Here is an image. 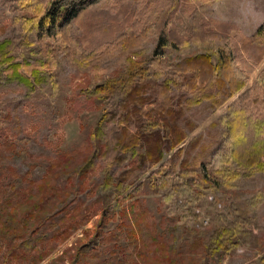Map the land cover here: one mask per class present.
<instances>
[{
  "label": "rangeland",
  "instance_id": "1",
  "mask_svg": "<svg viewBox=\"0 0 264 264\" xmlns=\"http://www.w3.org/2000/svg\"><path fill=\"white\" fill-rule=\"evenodd\" d=\"M5 1L0 43L13 41L7 56L22 64L29 82L10 76L0 57V264H264V170L228 163L220 142L227 107L253 84L264 56L246 75V86L216 109L204 97L184 103L192 93L173 67L202 52L213 64L220 53L229 58L220 24L231 22L253 36L264 23V0H179L176 9L172 0H99L88 7L98 13L83 14L63 36L51 37L16 28ZM125 4L132 11H124ZM163 13L166 39L174 28L189 42L159 44ZM198 20L218 35L191 36ZM130 32L140 39H126ZM157 59L169 69L157 68ZM142 80L153 83L146 92L136 89ZM161 82L170 85L174 104L181 99L180 124L188 133L175 167L178 180L158 186L147 172L124 190L117 176L139 163L146 142L110 167L103 145L112 126L137 128L151 141L157 130L166 138L162 126L131 109L141 106L139 94L157 91ZM183 159L187 165L180 167ZM113 192L117 198L107 207ZM235 222L243 228L238 245L226 259L212 256L206 250L211 233Z\"/></svg>",
  "mask_w": 264,
  "mask_h": 264
},
{
  "label": "trees",
  "instance_id": "2",
  "mask_svg": "<svg viewBox=\"0 0 264 264\" xmlns=\"http://www.w3.org/2000/svg\"><path fill=\"white\" fill-rule=\"evenodd\" d=\"M99 0H6L7 7L14 11L13 23L16 28L28 30L34 28L38 33H45L46 36H63V30L71 21L77 20L82 22L83 14L97 11L88 10L89 5ZM179 0H172L170 6L176 9ZM124 11H132L129 5H122ZM131 13L128 14V17ZM116 19H120L116 16ZM159 44H166L167 40L172 43L189 42L190 38L179 36L176 29H171L167 33V39L163 29L166 25V15L163 13L159 18ZM92 28V25L90 29ZM103 36L108 34V29L104 25H100ZM194 32L191 36L197 38H207L216 33L212 30H206L204 22L198 20L195 23ZM224 39L228 40L229 54L224 60L225 53H220V60L213 64L212 57L207 53H199L194 56L185 57L181 61L173 64L174 70L180 75L181 85L187 92H191V97H184L185 102L199 101L200 97L208 98L214 109L222 107L232 96L241 91L247 84V74L254 71V67L260 64L264 56V23H262L253 36L242 34L233 23L220 24ZM235 32L234 37H230L229 33ZM88 30L85 27V35ZM144 34V33H143ZM142 35V32L139 34ZM218 35V34H216ZM229 36V37H228ZM130 41L137 42L140 38L132 32L125 37ZM14 47L13 41L10 39L0 43V57L8 61L6 70L13 78L21 81L29 82V78L23 72H20L21 63L11 62L12 57H8V52ZM222 58V59H221ZM50 59L49 61H51ZM157 68L165 70L169 69L170 64L167 61L155 60ZM237 63L238 68L233 64ZM53 65V63H51ZM51 65V66H52ZM27 65L26 69L31 68L35 72V67ZM136 89L145 91L150 88L149 80H142L136 83ZM213 88V93L208 91ZM170 85L161 82L157 91H151L149 94L141 93L142 104L139 107L131 109L144 119H149L150 123L162 126L166 130V138L163 139L161 133L157 130L154 139L149 140L137 128L131 129L129 126H112L109 136L105 142L102 152L103 160L108 166L122 164L126 154L138 146L142 141L146 142L147 150L138 155L139 163L120 172L118 177L119 187L126 189L136 185L143 174L149 172L153 177V182L158 186L167 187L172 180H178L176 174V165L178 153L181 145L188 135L180 120L184 117L182 113L181 99H177L174 104L170 93ZM200 93V94H199ZM194 94V95H193ZM180 98V97H179ZM150 99V101H149ZM128 104V103H127ZM131 106V105H129ZM227 116L225 117L226 131L223 134L221 143L226 145V161L228 163L233 160L238 165L246 168H254L264 170V68L255 78L253 84L247 87L238 97L227 107ZM145 121H142V123ZM176 149V151H175ZM173 151V152H172ZM171 153L168 161H164V154ZM217 152L212 149L209 153L211 156ZM216 154V153H215ZM218 156V154H217ZM217 159L222 160V156ZM174 164H173V163ZM149 163V165H148ZM187 165V159H183L180 167ZM153 169V171H150ZM182 181V180H180ZM181 183V182H179ZM116 193H112L111 200L105 203L104 208L115 200ZM105 214V213H104ZM127 229L132 232V225L127 224ZM242 225L235 222L233 227H226L219 224L211 233L210 239L206 243V250L212 256H220L226 259V256L238 245V238L242 231ZM38 262V261H37Z\"/></svg>",
  "mask_w": 264,
  "mask_h": 264
}]
</instances>
